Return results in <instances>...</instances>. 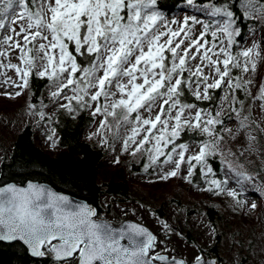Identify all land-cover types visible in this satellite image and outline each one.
<instances>
[{
	"label": "snow or ice",
	"instance_id": "obj_1",
	"mask_svg": "<svg viewBox=\"0 0 264 264\" xmlns=\"http://www.w3.org/2000/svg\"><path fill=\"white\" fill-rule=\"evenodd\" d=\"M182 2L173 17L161 0H0V85L18 89L5 93L15 98L30 91L33 78L47 80L49 99L70 119L84 111L93 117L97 127L87 139L113 152L119 144L121 154L146 156L144 171L162 169L160 180L192 184L198 169L208 185L201 191L226 194L247 215L259 208L249 198L264 193V180L256 190L248 188L259 173L229 160L222 144L227 133L246 141L241 155L261 151L238 93L260 101L264 111V83L251 91L264 65V0ZM215 91L223 95L214 97ZM189 94L221 103L216 110L201 107L188 101ZM28 108L38 124L56 116L43 101ZM232 113L234 128L222 118L231 120ZM185 132L195 134L192 143L183 139ZM45 138L52 148L60 144L55 127ZM216 156L224 179L209 178L216 176ZM113 162L119 164V157ZM148 214L158 221L155 231L132 221L115 224L76 193L32 178H0V251H15L11 264H23L25 255L41 264H223L203 247L191 248V258L178 254L169 245L183 233L167 218ZM208 235L223 234L212 226ZM244 244L233 236L229 264H248L239 258Z\"/></svg>",
	"mask_w": 264,
	"mask_h": 264
},
{
	"label": "rangeland",
	"instance_id": "obj_2",
	"mask_svg": "<svg viewBox=\"0 0 264 264\" xmlns=\"http://www.w3.org/2000/svg\"><path fill=\"white\" fill-rule=\"evenodd\" d=\"M184 6L181 5L180 7ZM180 7L172 15L173 17L177 16ZM180 19H182V16H180ZM9 75L14 76L13 73H9ZM0 79L3 78L0 77ZM260 83H264V65L259 67L258 73L254 77V86L251 88L253 94L257 92V85ZM16 91L18 89L14 87L0 85V159L7 153L6 149H8L15 133L25 125L29 126L33 131L36 144L43 151L53 156L58 149L50 147L49 142L45 138L51 128L50 123L38 124V117L29 115L31 110L28 108V90L25 91V94L15 98H9L5 94ZM217 92V98L223 95L220 91ZM238 95L244 101L242 114L249 115L251 127L256 129L254 134L258 136L261 151L244 152L241 155L243 148L246 147V141L241 142L239 137L235 140L230 139L227 133L224 134L225 143L222 144V150L227 154L229 160L242 165V170H247V172L252 174L259 173L257 184L247 185L248 188L256 190L259 182L264 180V134L260 133V128H264V111L259 107L261 102L254 101L252 96L245 93H238ZM39 101L40 103L37 107H40L41 101H43L44 104L48 105L45 111L49 115L58 107L49 99L47 87H45ZM220 103V100L216 99L213 110H216ZM224 107L227 113L228 105L225 104ZM234 107H239V105H234ZM249 108H251L250 114ZM85 112L91 117L92 122L82 133V138L100 147L94 140L87 139L89 134L96 130L97 124L93 122V117L87 111ZM231 115L233 116L231 120L227 118V114L222 118L225 120L227 127L234 128L235 114L232 113ZM96 119L98 120L99 118ZM257 125L260 128H257ZM100 148L105 153L104 161L98 172L100 180L107 178L123 179L130 188V199L128 202L119 203L107 197L101 199L102 212L106 211L108 220L118 223L123 219H129L136 223L145 224L155 231L158 221H155V218L150 217L148 214L149 212H154L159 216L161 215V217L167 218L173 227L183 233L184 237L181 236L179 239L173 236V244L169 245V247H175L177 253L182 256L191 258V248L203 247L204 251H206L214 246L218 253L217 256L220 257L223 264H229L233 257V250L230 245L233 236H236L245 242L244 246L247 249L244 255L239 258L244 259L247 257L248 264H264L260 259L264 255V193L256 194L254 192L250 196L249 203L255 199L259 208L256 212L246 215L239 208H234L235 202L226 194L214 195L211 192L201 191L200 189L206 188L208 185L200 174L199 180H193L192 184L178 178H171L166 181L160 180L158 175L162 174V169L157 168L155 172H153V169H149L148 172L144 171V164L147 163L146 156L138 154L133 157L127 153L121 154L119 144L116 145L117 150L115 152L108 148ZM231 153H235V155L233 156ZM116 157L120 159L119 164L113 162ZM163 159L164 157H161V160ZM214 159L219 162L220 171L218 176L209 178L224 179L226 169L220 163L221 157L216 156ZM131 167H138L137 171L131 169ZM141 205L143 207H140ZM206 208H211L215 211L216 218H218L214 217V222L210 221L205 215ZM122 209L128 210L129 215L125 216L121 211ZM133 209L136 211L135 216L131 214ZM159 210L161 214L157 212ZM212 226H215L218 234H223L218 239L209 238L208 232ZM162 239H165V237H162ZM187 239L189 242L186 241ZM225 239L228 240L227 244ZM248 241H251V245L248 244ZM248 253H251V255H248Z\"/></svg>",
	"mask_w": 264,
	"mask_h": 264
},
{
	"label": "trees",
	"instance_id": "obj_3",
	"mask_svg": "<svg viewBox=\"0 0 264 264\" xmlns=\"http://www.w3.org/2000/svg\"><path fill=\"white\" fill-rule=\"evenodd\" d=\"M161 3L171 10V15L175 14L181 5H184L182 0H161ZM47 83V80L32 79L31 89L28 90L29 103H34L36 106L40 103V97ZM217 94V91L213 92L214 97H217ZM187 99L201 107L212 109L216 101V99L212 102L195 101L190 94ZM53 112L56 113V116L53 117L50 125L51 128H56L60 138V144L56 147L58 151L53 156L43 151L36 144L31 128L25 125L15 133L8 149H6L7 153L0 159V178L5 181L15 180L16 182H23L25 178H32L37 182L52 186L54 190L76 193L78 197H86L87 201L94 205L100 213L105 214L106 211L102 212L103 209L100 204L103 197L116 200L119 203L128 202L130 188L125 180L112 178L100 180L99 178L98 172L104 161L105 153L100 147L82 138V133L91 125V117L84 111L75 120H72L59 107ZM194 136L193 133L185 132L183 139L191 143ZM195 138L200 139L198 136ZM212 164L216 176H218L219 162L213 158ZM137 168L131 167L136 171ZM199 178L197 169V174L193 180L198 181ZM157 212L161 214L160 210ZM215 214L211 208H206L205 215L210 221L214 222ZM215 248L212 246L208 250L211 254H215ZM16 259L14 250L4 249L0 251V264H11ZM20 259L23 264H41L39 258H31L27 255L20 257Z\"/></svg>",
	"mask_w": 264,
	"mask_h": 264
},
{
	"label": "flooded vegetation",
	"instance_id": "obj_4",
	"mask_svg": "<svg viewBox=\"0 0 264 264\" xmlns=\"http://www.w3.org/2000/svg\"><path fill=\"white\" fill-rule=\"evenodd\" d=\"M102 214H104V213H102ZM106 216H107V214H106ZM125 220H129V219H123V220H121L120 222L125 221ZM112 222H113V221H112ZM120 222H118V223L113 222V223H115V224H119ZM134 222H135V221H134ZM183 237H184V236H183ZM185 237H186V236H185ZM165 238H166V237H165ZM180 238H181V237H180ZM186 241H188V239H187ZM188 242H189V241H188ZM205 252L211 254V252H210L209 250H206ZM217 254H218V253L215 252L214 256H215V257H218ZM219 258H220V257H219ZM220 260H221V259H220Z\"/></svg>",
	"mask_w": 264,
	"mask_h": 264
},
{
	"label": "water",
	"instance_id": "obj_5",
	"mask_svg": "<svg viewBox=\"0 0 264 264\" xmlns=\"http://www.w3.org/2000/svg\"><path fill=\"white\" fill-rule=\"evenodd\" d=\"M47 185V184H46ZM125 221H132V220H125ZM132 222H134V221H132ZM32 258V257H31Z\"/></svg>",
	"mask_w": 264,
	"mask_h": 264
}]
</instances>
